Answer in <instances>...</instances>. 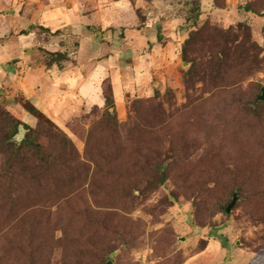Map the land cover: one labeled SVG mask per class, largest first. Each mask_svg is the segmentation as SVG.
I'll list each match as a JSON object with an SVG mask.
<instances>
[{"label": "rangeland", "instance_id": "rangeland-1", "mask_svg": "<svg viewBox=\"0 0 264 264\" xmlns=\"http://www.w3.org/2000/svg\"><path fill=\"white\" fill-rule=\"evenodd\" d=\"M138 1L141 23L186 30L181 81L152 85L122 75L128 83L110 113L70 91L53 103L65 105L55 113L60 123L46 115L61 131L46 123L41 130L49 161L27 151L13 159L2 134L7 112L38 128L23 104L32 88L26 71L55 65L48 66L42 30L35 64L9 80L0 76V264H230L238 249L250 264H264V101L257 103L264 0ZM198 2L203 15L188 29ZM63 33L64 69L86 77L112 53V45L81 50L74 34ZM245 59L250 70L240 65ZM28 132L20 126L13 142ZM235 195L227 214L219 203L230 205ZM214 242L218 250L206 254Z\"/></svg>", "mask_w": 264, "mask_h": 264}, {"label": "crops", "instance_id": "crops-1", "mask_svg": "<svg viewBox=\"0 0 264 264\" xmlns=\"http://www.w3.org/2000/svg\"><path fill=\"white\" fill-rule=\"evenodd\" d=\"M143 3L140 6L138 0H0L2 80H9V75L19 76L29 70L30 64H35L38 53L34 49L40 44L39 41L36 43V38L40 37L38 30L45 28L51 33L59 32L54 36H45L47 33L42 30L43 42L48 43L46 47L54 53L63 51L61 45L66 37L63 32L74 34L81 50L110 49V45L113 48L109 57L98 61L91 75L86 77L78 68L60 69L56 64L45 69L40 67L42 71L39 74L35 72L37 76L26 71L29 87L32 88L24 95L57 123L60 122L56 120L55 113L65 110V105L55 108L53 103L56 100L63 103L70 91H77L84 106L91 107L105 105L102 93L107 80L112 84L114 97L118 98V88L123 91L128 83V80L121 78L122 75L130 76L138 83L158 85L161 81H169V84L176 85L181 81V69L185 65L182 45L186 30L181 33L171 23L170 29L162 27L156 20L141 23L136 10L139 7L144 9ZM30 27L36 28L28 35H21ZM8 108L12 110L10 105ZM225 232L227 234V230ZM209 248L218 250L215 242L210 243L206 254L213 250ZM249 255L241 249L233 251L235 259L230 264H250Z\"/></svg>", "mask_w": 264, "mask_h": 264}, {"label": "trees", "instance_id": "trees-1", "mask_svg": "<svg viewBox=\"0 0 264 264\" xmlns=\"http://www.w3.org/2000/svg\"><path fill=\"white\" fill-rule=\"evenodd\" d=\"M199 4H196V7L193 9L195 16H188V18L186 19V23L190 27L188 29H192L195 28L199 22V18L203 15L202 12V7L200 2H198ZM245 10L247 12H254L253 9L250 6H246ZM36 27H30L28 30L22 31L21 35H28L29 33H31V31H33ZM41 30H44L46 32H50V30L45 29V28H41ZM59 33V32H57ZM191 36L189 37L188 40L185 41V45L187 46V43H189L191 41ZM252 47H256L255 44L252 45ZM246 50V49H244ZM219 54L223 53L221 51L218 52ZM48 55H50L51 57H53V60L50 62L48 61V66H52L54 64L58 65L59 68H63L62 63L64 62H69V56L65 53L62 52H57V53H52V52H48ZM184 55V50L182 51V58L183 61H185V57H183ZM219 56V55H218ZM244 58L243 55L239 56V60H242ZM223 60H221L220 62H222ZM241 66H243L245 69L250 70L252 67V63L249 62L248 59H245L243 61V63L240 64ZM215 66H219V63L216 62ZM185 73H187L188 75L193 74V70L192 68H190L187 71H185ZM184 74V73H183ZM2 93V91L0 90V94ZM103 96L105 99V107L107 110V113H110L111 109H115L116 105H115V97H114V90L112 87V84L110 82H107L104 84L103 87ZM23 108L25 109L26 112H28L30 115H32L33 117H35L38 121V128H32L27 124H24L23 122L17 120L16 118H14L11 114H9L8 112L6 113V117H7V122L5 123L4 129L2 130V134H3V139H4V144L6 145L5 147H7V150H13V152H17L15 154H13V159H22L23 155H24V151L29 152L32 155H36V156H41L42 160L44 161H49L51 158V155L46 154L45 148L43 147V145H41L40 141H39V137L41 135V130H45L44 133L46 132V128L45 123L53 126L55 128H57L56 124L49 119L37 106H35L33 103H31L30 101H26L23 104ZM20 126H24L26 128L29 129V132L26 134L25 138L21 141V143L19 145H16L13 142V139L18 135L19 132V128ZM59 130V128H57ZM61 131V130H59ZM64 134V132H61ZM65 137H67L65 135ZM67 139L68 142V137L65 138ZM66 141V140H65ZM70 141V140H69ZM17 150V151H16ZM49 158V159H48ZM167 180V175L165 173H162L161 179L159 181L160 184H164L165 181ZM231 199V194H229V200ZM230 201H228L227 203L222 204L221 202L219 203V207L221 206V208L224 210V208L228 207Z\"/></svg>", "mask_w": 264, "mask_h": 264}, {"label": "water", "instance_id": "water-1", "mask_svg": "<svg viewBox=\"0 0 264 264\" xmlns=\"http://www.w3.org/2000/svg\"><path fill=\"white\" fill-rule=\"evenodd\" d=\"M263 101H264V87L261 89V94L258 97L257 103L258 102H263ZM236 202H237V196L235 195V197H234L233 201L231 202V204L226 208V213L227 214L231 213L232 209L236 205ZM107 264H112V263L109 261V262H107Z\"/></svg>", "mask_w": 264, "mask_h": 264}]
</instances>
